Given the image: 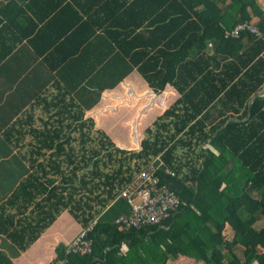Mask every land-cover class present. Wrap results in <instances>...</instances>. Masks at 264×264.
Wrapping results in <instances>:
<instances>
[{"label":"trees","instance_id":"16d2710c","mask_svg":"<svg viewBox=\"0 0 264 264\" xmlns=\"http://www.w3.org/2000/svg\"><path fill=\"white\" fill-rule=\"evenodd\" d=\"M109 16L124 21L95 28L102 39L86 83L96 99L134 69L154 93L171 85L178 96L138 147L81 120L78 135L33 163L1 203L0 233L23 251L66 209L80 230L93 223L92 252H65L79 231L49 264H165L179 255L195 264H264V0H122ZM242 21L261 34L225 36ZM150 166L148 181L138 180ZM130 185L132 195L165 185L180 203L162 225L120 228L110 213L129 207L122 192ZM12 205L16 214L6 211ZM0 264H13L2 249Z\"/></svg>","mask_w":264,"mask_h":264},{"label":"crops","instance_id":"0c3cea01","mask_svg":"<svg viewBox=\"0 0 264 264\" xmlns=\"http://www.w3.org/2000/svg\"><path fill=\"white\" fill-rule=\"evenodd\" d=\"M120 3L122 0H0V205L31 173L33 163H46V154L62 150L65 136L78 135L81 120H93L95 127L111 136L110 130L116 129L132 137L126 122L144 119V115L138 116L140 104L156 97L167 108L178 96L171 85L154 93L135 69L115 87L104 88L97 99L95 87L86 83L95 72L99 45L95 42L102 39L95 28L101 22H123L122 17L109 16V8ZM105 36L109 39V34ZM115 103L117 107L109 110ZM101 108L106 111L105 126L96 125ZM119 120L126 127L117 123L112 128ZM134 143L127 142L138 147ZM11 207L6 211L15 213L14 205ZM114 211L110 217L115 215V220L130 209L125 203ZM106 217L109 219V210ZM81 227L65 209L25 250L18 251L1 233L0 249L13 264H49L56 247L64 248ZM190 259L195 264L183 255L165 264Z\"/></svg>","mask_w":264,"mask_h":264},{"label":"built area","instance_id":"2783aa9c","mask_svg":"<svg viewBox=\"0 0 264 264\" xmlns=\"http://www.w3.org/2000/svg\"><path fill=\"white\" fill-rule=\"evenodd\" d=\"M240 31H247L251 34L260 35L258 27L252 23L242 21L236 24L225 36H237ZM209 45H211L209 43ZM154 166H150L149 170H144L138 174V180H147L154 172ZM167 172H170L168 169ZM158 178L151 177L150 182L156 183ZM136 185H130L127 190L122 192V195L127 197L129 203V214L120 213L114 222L124 229L136 226L141 227L149 224H160L173 211L176 210L180 203L179 197L172 190H169L165 185L159 189L144 188L132 195V188ZM138 194L141 197L140 202L134 203L133 196ZM93 224V223H92ZM92 224L80 230V232L66 245L65 252L86 253L91 250V240L87 237L88 230ZM65 259H56L51 264H65ZM95 264H105L102 261H96Z\"/></svg>","mask_w":264,"mask_h":264},{"label":"rangeland","instance_id":"374dc122","mask_svg":"<svg viewBox=\"0 0 264 264\" xmlns=\"http://www.w3.org/2000/svg\"><path fill=\"white\" fill-rule=\"evenodd\" d=\"M114 98H116V96H114V94H112ZM110 98V96H109ZM137 105V104H136ZM117 107V103H115L114 105L111 106V108H109V110H113ZM165 106L160 105L157 101H156V97H153L152 100H148L145 104H140L138 106L139 109V113L138 116L141 118L142 115H144V119L143 120H135V121H128L126 122V124L130 125V130L133 133V138L132 137H128L126 134L125 130H110V133L113 134V138L122 146V147H127V148H133V145L127 144V142H129V140H134L135 144L137 143V141L139 140V138H141V131L142 129H144L147 125H150L151 122L153 121V118L156 115H159L163 112ZM147 109H149V111H146ZM106 111H104L103 108L100 109L99 114H97V117H99V119L96 122V125H103L105 126L107 122L104 121V115H105ZM112 115L109 116V118H111ZM113 120H109V125H112ZM113 123H115V125H113L112 128H114L117 123H119L118 126L122 125V127H126L124 125V120H119V121H114ZM117 127V126H116ZM141 136V137H140ZM125 142V143H124ZM134 201H138V198L136 197L134 199ZM119 204H125L124 202L119 203ZM117 204V205H119ZM117 205L114 206V208L117 207ZM127 213V209L125 210ZM180 264H194L192 263V260H187L184 262H181Z\"/></svg>","mask_w":264,"mask_h":264},{"label":"bare ground","instance_id":"6f19581e","mask_svg":"<svg viewBox=\"0 0 264 264\" xmlns=\"http://www.w3.org/2000/svg\"><path fill=\"white\" fill-rule=\"evenodd\" d=\"M91 240V239H90ZM92 243V242H91ZM92 252V247H91V250L89 251V252H86V253H81V254H90ZM96 261H102L103 263H105L102 259H99V258H94V264H95V262ZM105 264H107V263H105Z\"/></svg>","mask_w":264,"mask_h":264}]
</instances>
